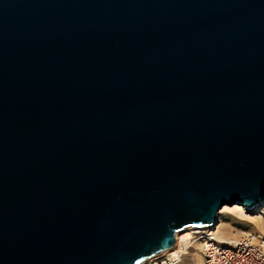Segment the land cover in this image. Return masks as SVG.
<instances>
[{"label": "water", "instance_id": "1", "mask_svg": "<svg viewBox=\"0 0 264 264\" xmlns=\"http://www.w3.org/2000/svg\"><path fill=\"white\" fill-rule=\"evenodd\" d=\"M264 209V0H0V264H142Z\"/></svg>", "mask_w": 264, "mask_h": 264}, {"label": "built area", "instance_id": "2", "mask_svg": "<svg viewBox=\"0 0 264 264\" xmlns=\"http://www.w3.org/2000/svg\"><path fill=\"white\" fill-rule=\"evenodd\" d=\"M189 229L198 242L200 264H264V234L246 233L239 237L217 239L209 229ZM185 249L184 245L176 244L142 264H179L183 256L181 250Z\"/></svg>", "mask_w": 264, "mask_h": 264}, {"label": "rangeland", "instance_id": "3", "mask_svg": "<svg viewBox=\"0 0 264 264\" xmlns=\"http://www.w3.org/2000/svg\"><path fill=\"white\" fill-rule=\"evenodd\" d=\"M216 219V225L209 230L215 233L217 239L239 237L246 233L264 234V209L262 208L245 211L242 207L235 205L224 206L218 211ZM189 233L190 230L185 232V234ZM187 252L188 254L182 256L179 264H200L197 241H192Z\"/></svg>", "mask_w": 264, "mask_h": 264}, {"label": "bare ground", "instance_id": "4", "mask_svg": "<svg viewBox=\"0 0 264 264\" xmlns=\"http://www.w3.org/2000/svg\"><path fill=\"white\" fill-rule=\"evenodd\" d=\"M252 218H255V217H252ZM188 230H190V229L189 228L184 229L181 231L180 234L174 235V245L179 244V245H184L186 247L185 251L181 250L183 252L182 253L183 255L188 254L187 249L190 248V246L192 244L191 241L194 240V242H196L195 239H193L194 237L192 235V234H194V232H190L189 234H185V232H187ZM214 235H215V233H214ZM215 237H216V235H215Z\"/></svg>", "mask_w": 264, "mask_h": 264}]
</instances>
